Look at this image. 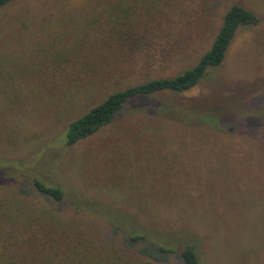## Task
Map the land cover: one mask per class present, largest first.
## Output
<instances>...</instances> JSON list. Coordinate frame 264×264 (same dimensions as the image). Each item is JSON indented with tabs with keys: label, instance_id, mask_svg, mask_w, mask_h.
<instances>
[{
	"label": "rangeland",
	"instance_id": "374dc122",
	"mask_svg": "<svg viewBox=\"0 0 264 264\" xmlns=\"http://www.w3.org/2000/svg\"><path fill=\"white\" fill-rule=\"evenodd\" d=\"M232 2L253 11L259 23L237 32L218 67L188 91L130 100L109 124L73 146L63 143L61 129L77 109L67 111L47 132L34 125L32 136L41 140L32 145L9 142L2 133L5 116L0 111V185L28 196L25 174L36 175L61 186L69 199L79 195L87 206L142 216L165 233L181 235L177 247L192 243L204 264H229L226 242L231 234L242 242L245 255L264 257V0ZM219 24L212 19L200 40L206 42ZM0 28V98L6 105L7 96L32 90V83L21 79L32 78L25 68L34 70L41 36L20 25ZM64 31L65 24L56 25L48 34L63 38ZM208 44L173 71L192 64ZM190 113L194 115L187 116ZM190 141L204 148L192 149ZM141 195L150 205L146 215L157 222L124 204ZM62 205L55 207L68 217L74 215ZM90 223L112 247L117 264L148 260L144 246L131 247L106 225ZM155 259L158 264H180L175 255Z\"/></svg>",
	"mask_w": 264,
	"mask_h": 264
},
{
	"label": "trees",
	"instance_id": "16d2710c",
	"mask_svg": "<svg viewBox=\"0 0 264 264\" xmlns=\"http://www.w3.org/2000/svg\"><path fill=\"white\" fill-rule=\"evenodd\" d=\"M212 19L220 24L212 28L208 47L192 64L173 71L204 49L200 35ZM258 23L253 11L232 0H0V26L20 25L41 36L34 70L25 68L32 78L21 79L30 81L32 90L20 88L19 95L7 96L6 105L0 98L2 133L9 142L32 145L41 138L32 136L34 125L47 132L67 111L77 109L61 129L63 143L73 146L109 124L134 98L194 88L222 63L237 32ZM62 24L65 37L49 36L53 26ZM190 142L192 149L204 148L199 141ZM25 176L28 196L0 185V264H117L112 247L94 232L91 220L109 227L131 247H145L148 260L131 264H158L155 257L170 255L180 264H204L192 243L177 247L181 235L165 233L142 216L87 206L79 195L69 199L59 185ZM113 188L109 190L116 197ZM146 201L141 195L124 204L157 222L146 215ZM62 204L74 215L55 207ZM234 239L231 234L226 242L229 264H264V257L245 255L242 242Z\"/></svg>",
	"mask_w": 264,
	"mask_h": 264
}]
</instances>
